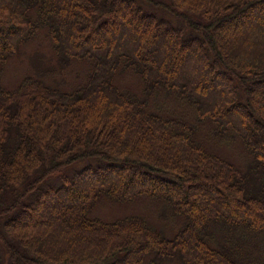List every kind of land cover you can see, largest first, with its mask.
<instances>
[{
	"label": "trees",
	"instance_id": "1",
	"mask_svg": "<svg viewBox=\"0 0 264 264\" xmlns=\"http://www.w3.org/2000/svg\"><path fill=\"white\" fill-rule=\"evenodd\" d=\"M40 32L88 69L69 91L41 73L0 83V264H264V0H0V76ZM124 71L143 94L116 85ZM102 196L163 201L183 225L91 218Z\"/></svg>",
	"mask_w": 264,
	"mask_h": 264
},
{
	"label": "rangeland",
	"instance_id": "2",
	"mask_svg": "<svg viewBox=\"0 0 264 264\" xmlns=\"http://www.w3.org/2000/svg\"><path fill=\"white\" fill-rule=\"evenodd\" d=\"M159 15L162 16L163 14L159 13ZM174 23L176 24L177 22L174 21ZM184 32L188 33L187 27L184 28ZM122 37L124 36L119 34L117 39L120 40ZM131 40L134 42L133 39ZM39 60L42 61L39 62ZM188 64L187 60L184 59L182 61L183 67ZM87 69L88 64L86 62L71 63L66 68L61 66L51 50V45L46 35L44 32H40L33 40L19 49L17 56L8 60L0 76V83L6 89H13L25 76L41 73L48 85H59L61 90L69 91L82 79ZM115 83L120 89L129 90L138 95L143 94L142 82L132 72H119ZM149 103L154 109H160L165 117H177L182 115L183 112H188V120L194 122L193 111L180 110L176 99L164 92L150 93ZM197 132L201 136L205 133L208 134L205 143L208 144L210 151H215L220 157L226 158L242 170H246L249 167L252 161L251 156L243 146L236 143L219 142L213 139L210 136V127L208 125H198ZM167 209L169 210V207L163 201L151 200L145 197L127 203H118L102 196L96 202L89 215L91 218H93V215L109 222L120 220L124 217L139 216L145 219L149 226L162 231L165 236L170 237L183 223L179 217L172 215L171 212L167 213ZM144 264L149 263L145 261ZM157 264H178V261L166 262L161 260Z\"/></svg>",
	"mask_w": 264,
	"mask_h": 264
}]
</instances>
